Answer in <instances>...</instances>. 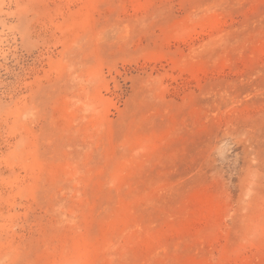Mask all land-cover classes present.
<instances>
[{
  "label": "rangeland",
  "instance_id": "obj_1",
  "mask_svg": "<svg viewBox=\"0 0 264 264\" xmlns=\"http://www.w3.org/2000/svg\"><path fill=\"white\" fill-rule=\"evenodd\" d=\"M0 264H264V0H0Z\"/></svg>",
  "mask_w": 264,
  "mask_h": 264
}]
</instances>
